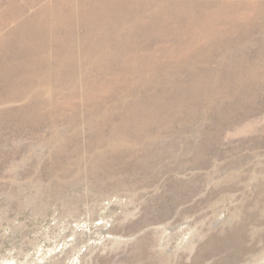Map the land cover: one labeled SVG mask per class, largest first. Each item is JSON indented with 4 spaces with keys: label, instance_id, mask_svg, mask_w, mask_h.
I'll return each instance as SVG.
<instances>
[{
    "label": "rangeland",
    "instance_id": "rangeland-1",
    "mask_svg": "<svg viewBox=\"0 0 264 264\" xmlns=\"http://www.w3.org/2000/svg\"><path fill=\"white\" fill-rule=\"evenodd\" d=\"M0 264H264V0H0Z\"/></svg>",
    "mask_w": 264,
    "mask_h": 264
}]
</instances>
